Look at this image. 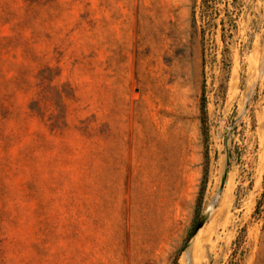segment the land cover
Wrapping results in <instances>:
<instances>
[{"label":"rangeland","instance_id":"rangeland-1","mask_svg":"<svg viewBox=\"0 0 264 264\" xmlns=\"http://www.w3.org/2000/svg\"><path fill=\"white\" fill-rule=\"evenodd\" d=\"M0 264H264V0H0Z\"/></svg>","mask_w":264,"mask_h":264},{"label":"trees","instance_id":"trees-1","mask_svg":"<svg viewBox=\"0 0 264 264\" xmlns=\"http://www.w3.org/2000/svg\"><path fill=\"white\" fill-rule=\"evenodd\" d=\"M35 104V103H34Z\"/></svg>","mask_w":264,"mask_h":264}]
</instances>
